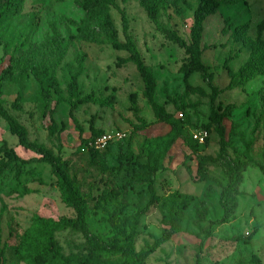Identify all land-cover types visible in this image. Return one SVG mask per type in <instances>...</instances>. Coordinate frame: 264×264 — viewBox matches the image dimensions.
I'll list each match as a JSON object with an SVG mask.
<instances>
[{
    "label": "rangeland",
    "instance_id": "1",
    "mask_svg": "<svg viewBox=\"0 0 264 264\" xmlns=\"http://www.w3.org/2000/svg\"><path fill=\"white\" fill-rule=\"evenodd\" d=\"M74 1L27 0L11 26L16 40L9 56H3L0 46V74L10 59L24 65L0 86L4 109L27 129L31 142L51 149L61 159L54 167L37 161L25 165L19 181L13 173L0 179L1 264H23L14 247L33 216L53 220L76 217L62 202L58 177L75 183L86 196L81 205L87 231L94 237L90 242L70 229L56 233L55 240L65 256L88 257L94 264H119L121 246L114 241L122 244L130 227L135 226L138 233L134 246L139 252L167 229L166 219L175 216L176 233L144 264H196L198 259L199 264H264V76L228 91L229 76L224 70L226 64L237 73L247 61L256 28L264 20V0H223L205 20L202 62L212 78L194 73L188 80L203 94L185 93L178 72L186 59L183 50L167 42L147 18V10L159 2L163 5L159 24L189 42L198 0H113L112 16L119 38L124 40V15L130 38L155 76L154 100L172 115L179 129V139L156 175L158 201L154 204L148 176L134 161L145 164L147 142L166 135L170 127L155 119L135 65L116 66L117 59L126 58L127 53L114 51L103 41L90 43L79 35L72 23H83L86 14ZM87 26L96 28L95 22ZM78 65L82 67L79 90L91 100L77 107L74 122L69 117L67 85L69 69ZM30 66L50 70L63 90L64 103L55 104L53 97L44 107L39 85L27 70ZM213 89L218 90L214 100ZM218 103L223 108L235 107L224 120V153L216 125H209L211 109ZM93 119L96 132L119 131L126 137L92 159L81 148L82 141L92 136ZM139 119L150 124L142 132L135 131ZM51 120L57 130L50 134ZM202 131L208 133L207 138L199 144L198 152L192 153L188 144ZM3 141L23 160L39 158L18 145L0 117V145ZM238 164L243 168L241 183L228 200L223 198L228 173ZM185 197L189 199L181 210ZM114 210L120 211L114 219L115 230L108 221Z\"/></svg>",
    "mask_w": 264,
    "mask_h": 264
},
{
    "label": "trees",
    "instance_id": "2",
    "mask_svg": "<svg viewBox=\"0 0 264 264\" xmlns=\"http://www.w3.org/2000/svg\"><path fill=\"white\" fill-rule=\"evenodd\" d=\"M27 0H0V46L2 47L3 56H9L11 45L15 42L16 34L11 30L14 19L17 18L24 10ZM223 0H198V6L193 13V23L189 33V42L185 41L174 31L166 29L159 24V16L163 5L159 2L153 4L147 10V18L156 27V31L162 34L164 39L183 50L185 54V61L180 66L178 72L182 75V82L184 84L185 93L203 94V90L199 87H193L189 84V78L192 74L196 73L206 79H211L212 74L209 72L208 67L202 62V55L205 48L202 46V39L204 33V22L207 18L212 16L220 7ZM245 1V0H244ZM75 6L81 9L86 14L83 23H72L79 35L90 43H98L103 41L109 45L114 51L126 52L127 57L117 59L116 66L121 68L128 63H133L137 69L140 79L145 85L144 97L155 119L170 127V131L164 135L147 142L145 151V164H134L140 170H144L148 176L147 185L150 194L151 204L158 201L155 191L156 175L164 168V161L168 158L170 149L174 146L179 139L178 125L172 118V115L167 113L165 108L159 105L154 100L156 79L153 72L145 65L141 54L137 50L135 43L130 38L128 31V20L123 15L121 21V29L124 40L119 38L116 23L112 16V10L115 8L113 0H75ZM95 22L96 30H91L87 23ZM245 30L246 27H241ZM2 32L5 33L4 38ZM264 20L256 28V37L250 46L251 53L242 66L239 72L234 73L227 65H224V70L229 76V85L226 90H234L245 86L248 82L252 81L256 76H264ZM73 39V38H72ZM20 65L13 59H10V65L0 74V86L6 77L11 76L15 69ZM28 72L34 77L39 85V98L46 108L48 104L55 97V104L64 103V93L60 88L56 78L50 73L48 68H41L38 66H30L27 68ZM82 67L69 69V83L67 85V93L69 95V117L72 121L76 122L74 112L77 107L86 104L91 100L90 95L83 96L78 86V78L81 75ZM218 93L217 89H213V100L215 94ZM133 98V97H132ZM134 100V99H133ZM234 105H227L222 107L218 103L216 108L211 109L210 124L216 125V132L220 139L221 152H225V125L224 120L228 113L233 110ZM0 117L6 121L9 127V132L12 136L16 137L18 145L26 150L38 155V159H21L15 150L3 141L0 145V179L8 173H13L17 181L22 177V167L31 164L34 161L49 165L51 167L61 164V159L55 155L51 149L31 142L28 137L27 129L21 125L16 118L7 113L3 107V100L0 97ZM140 125L136 127V132H142L147 129L150 124L142 119H139ZM209 125L205 127L209 132ZM63 129V128H62ZM62 129L60 131H62ZM49 133H54L57 130V125L54 120H51ZM90 130L92 136L89 139L82 141V152L90 153L93 157L97 154L104 153L103 151H94L87 148V143L92 139L104 134L103 132H96L94 130V119L91 121ZM207 141V140H206ZM189 149L192 153H197L199 150V143L191 141ZM130 156V160H132ZM66 166V163H63ZM241 165H235L228 173V183L225 188L223 198H230L235 194L236 187L241 183V173L243 168ZM202 169V164L198 163V170ZM34 173L32 172V175ZM57 183L61 191V198L64 205L73 209L76 212L75 218H60L58 220L45 219L39 216H33L29 228L19 237L18 243L14 247V253L18 261L23 264H94L91 259L79 258L75 255L65 256L55 240V234L61 231L70 229L83 234L88 240L92 241L94 237L89 235L86 226V218L83 212L81 202L85 195L79 193L78 187L75 183H67L62 178L58 177ZM189 197H185L180 205V209H184ZM224 204L223 199L220 201ZM145 213V211L143 212ZM142 212L140 214H143ZM139 214V215H140ZM120 216V211L114 210L109 217V224L114 230L116 229L115 218ZM176 217H168L166 219L165 229L159 237L153 239L151 244L147 243L145 248L139 252L135 251V240L138 235L135 226L130 227L128 233L122 238V244L114 241L117 245L121 246L119 264H144L145 261L154 254L162 245L168 243L172 236L176 233ZM225 220V219H224ZM4 257V251L0 250V264ZM196 264H199V259Z\"/></svg>",
    "mask_w": 264,
    "mask_h": 264
},
{
    "label": "built area",
    "instance_id": "3",
    "mask_svg": "<svg viewBox=\"0 0 264 264\" xmlns=\"http://www.w3.org/2000/svg\"><path fill=\"white\" fill-rule=\"evenodd\" d=\"M208 133L202 131L198 134L193 135V140L199 144H203L204 140L207 138ZM126 135L122 132L115 131L109 134H102L87 143V148L94 151H103L106 150L110 145L122 141Z\"/></svg>",
    "mask_w": 264,
    "mask_h": 264
}]
</instances>
